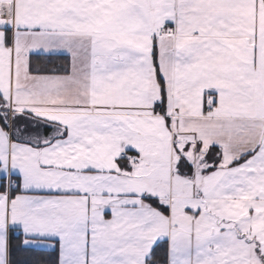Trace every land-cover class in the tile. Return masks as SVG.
I'll return each mask as SVG.
<instances>
[{"label":"snow or ice","instance_id":"6c2138e0","mask_svg":"<svg viewBox=\"0 0 264 264\" xmlns=\"http://www.w3.org/2000/svg\"><path fill=\"white\" fill-rule=\"evenodd\" d=\"M0 264H264V0H0Z\"/></svg>","mask_w":264,"mask_h":264}]
</instances>
